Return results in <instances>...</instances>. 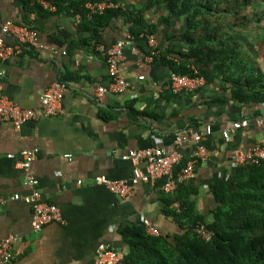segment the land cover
<instances>
[{"label": "crops", "instance_id": "0c3cea01", "mask_svg": "<svg viewBox=\"0 0 264 264\" xmlns=\"http://www.w3.org/2000/svg\"><path fill=\"white\" fill-rule=\"evenodd\" d=\"M116 1L130 11L144 3ZM37 3L47 12H28L21 0H0V28L5 21L23 25L27 22L41 45L23 49L17 57L5 61L0 91L19 106L32 108L40 104L42 92L63 75L72 79L67 82L59 115L26 121L18 129L9 121H0V197L29 195L26 173L17 161L22 150L37 149L28 172L37 179L42 199L54 203L65 222L47 223L34 231L31 209L24 200L0 203V239L11 234L18 237L12 247V264H97L96 248L100 244L124 256L128 247L121 230L140 223V215L157 229V235L173 242L185 228L168 213L165 205L170 193L162 189L163 177L152 184L139 183L129 198L111 193L93 179L96 175L129 179L132 166L119 157L120 153L155 145L172 152L177 133L201 132L207 124L212 127L203 141L208 157L196 162L193 177L183 183L197 212L211 221V210L217 203L210 186L234 172L237 166L232 157L264 138V105L234 103L230 84L220 76L193 91L172 94L170 75L175 72L162 59V51L168 44L184 51L186 45L180 35L186 28V19L172 17L163 21V16L168 15L163 6L143 12L153 30L158 54L148 60L147 42L145 46L135 41L127 44L119 70L130 85L120 93H105L100 102L95 99L96 89L107 86L109 78L104 53L96 45H113L124 37L129 24L121 16L110 18L107 25L100 27L101 40L93 49L81 45L90 33L78 29L81 21L76 23L74 15L79 12H58L48 0ZM5 40L13 42L9 36ZM166 59L175 61L172 55ZM140 75L144 78L139 79ZM259 119L263 122L257 126ZM240 120L249 121V125L231 133L225 141L221 130L229 122ZM188 121L199 125L181 128ZM194 148L193 139L184 142L183 160ZM9 153L14 157H7ZM177 204L173 202L168 207L178 211ZM120 264H124L123 259Z\"/></svg>", "mask_w": 264, "mask_h": 264}, {"label": "trees", "instance_id": "16d2710c", "mask_svg": "<svg viewBox=\"0 0 264 264\" xmlns=\"http://www.w3.org/2000/svg\"><path fill=\"white\" fill-rule=\"evenodd\" d=\"M21 1L28 12H47L38 0ZM48 1L58 12L74 14L83 13L86 2L101 0ZM158 6L168 12L162 18L165 22L172 17L186 19L180 35L186 45L184 51L174 50L172 44L162 51V59L172 72L200 76L206 83L220 76L230 84L234 103L264 105V0H144L136 11L109 8L82 19L78 29L90 35L81 45L94 49L101 40L100 27L110 18L121 16L129 24L133 41L145 46L144 36L153 30L143 12ZM167 55L174 56L175 61L167 60ZM71 79L63 75L59 81L67 83ZM198 125L188 121L181 128ZM186 187L179 184L165 205L184 232L168 243L164 237L149 234L142 223L126 226L121 230L128 247L124 264H264V163L240 165L210 186L217 203L211 210V221L197 212ZM173 202L178 203V211L168 207ZM197 223L205 224L210 231L208 240L194 231Z\"/></svg>", "mask_w": 264, "mask_h": 264}, {"label": "built area", "instance_id": "2783aa9c", "mask_svg": "<svg viewBox=\"0 0 264 264\" xmlns=\"http://www.w3.org/2000/svg\"><path fill=\"white\" fill-rule=\"evenodd\" d=\"M123 6L121 2L116 0L86 2L83 13H76L74 20L76 23H79L85 17L91 18L93 15L103 13L109 8L123 9ZM6 36L11 37L13 42H6ZM144 37L149 48L146 58L152 60L158 54L155 37L149 33ZM131 42H133V37L129 29L125 28L124 37L120 38L113 45L105 46L103 43L96 45V49L104 53L109 78L107 86L100 85L97 87L96 100L101 102L105 93H120L129 87L130 83L120 73L119 65L123 58L124 47ZM39 46L41 47L33 28L28 25L5 21L0 28V77L5 74L3 68L5 61L17 57L23 49ZM62 54H65V51ZM138 78L143 79L144 76L140 75ZM204 84L205 79L200 76L180 75L177 73L170 75V89L175 94L183 91H193ZM67 88V83L64 81L58 80L52 83L42 92L40 104L32 108L19 106L0 91V121H9L13 124L14 128L18 129L26 121L57 116L62 112L61 101ZM261 120L256 121L257 126L261 125L263 122ZM248 125L249 121L247 120L231 121L221 130V137L225 141H228L231 133ZM211 132L212 127L209 124L201 132L189 133L180 131L174 136V149L172 152H166L162 145L127 149L120 153L119 157L122 160L130 162L132 176L129 179H111L105 175H96L93 179L94 183L103 185L108 191L119 197L129 198L139 183L152 184L157 178L163 177L162 189L165 193L171 194L179 184L193 177L196 162L207 159V150L203 141ZM189 138L195 142V148L189 155V158L183 160L182 145ZM37 152V149H24L20 152V160L17 161L18 167L26 173L25 184L31 189L29 195L21 196L19 193H14L8 198L0 197V203H4L8 199L24 200L31 209L30 224L34 231H39L47 223L65 222L60 209L54 203L42 199L41 193L37 188V179L28 172ZM7 157L12 158L14 155L9 153ZM65 157L70 158L71 154H66ZM182 162L184 163L182 164ZM232 162L237 167L240 165L264 163V138L254 141L245 150L239 151L232 157ZM139 219L149 234H158L157 229L150 224L144 215H140ZM193 229L201 238L205 240L210 238L211 233L205 224L197 223ZM17 241V235L13 234L0 239V264H12V247ZM122 259L123 254L118 250L111 249L103 244L98 245L96 248L97 264H120Z\"/></svg>", "mask_w": 264, "mask_h": 264}]
</instances>
